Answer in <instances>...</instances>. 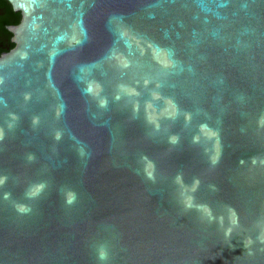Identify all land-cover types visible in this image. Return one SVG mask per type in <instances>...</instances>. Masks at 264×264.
Listing matches in <instances>:
<instances>
[{
	"label": "water",
	"instance_id": "1",
	"mask_svg": "<svg viewBox=\"0 0 264 264\" xmlns=\"http://www.w3.org/2000/svg\"><path fill=\"white\" fill-rule=\"evenodd\" d=\"M0 264H264V0H6Z\"/></svg>",
	"mask_w": 264,
	"mask_h": 264
},
{
	"label": "flooded vegetation",
	"instance_id": "2",
	"mask_svg": "<svg viewBox=\"0 0 264 264\" xmlns=\"http://www.w3.org/2000/svg\"><path fill=\"white\" fill-rule=\"evenodd\" d=\"M20 13L14 12L6 0H0V57L14 48L11 29L20 22Z\"/></svg>",
	"mask_w": 264,
	"mask_h": 264
}]
</instances>
